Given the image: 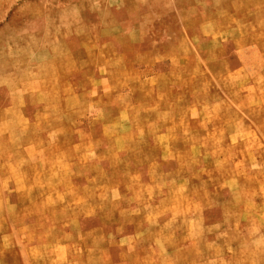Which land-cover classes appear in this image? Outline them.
Segmentation results:
<instances>
[{"label": "rangeland", "instance_id": "obj_1", "mask_svg": "<svg viewBox=\"0 0 264 264\" xmlns=\"http://www.w3.org/2000/svg\"><path fill=\"white\" fill-rule=\"evenodd\" d=\"M0 264H264V0H0Z\"/></svg>", "mask_w": 264, "mask_h": 264}]
</instances>
